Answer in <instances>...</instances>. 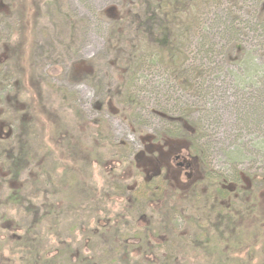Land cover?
Segmentation results:
<instances>
[{
    "label": "rangeland",
    "instance_id": "374dc122",
    "mask_svg": "<svg viewBox=\"0 0 264 264\" xmlns=\"http://www.w3.org/2000/svg\"><path fill=\"white\" fill-rule=\"evenodd\" d=\"M168 1L177 10L150 22ZM213 1L0 0V214L16 226L7 231L44 218L50 256L62 241L93 264H207L194 241L217 225L222 264L250 246V262L264 261V0ZM233 17L241 28L226 36ZM162 38L188 57L180 70L144 63ZM177 129L200 136L199 149ZM19 142L27 155L14 176ZM77 176L86 194L73 190ZM145 184L156 197L123 201ZM11 190L20 200L4 206ZM6 247L0 264L12 258Z\"/></svg>",
    "mask_w": 264,
    "mask_h": 264
},
{
    "label": "trees",
    "instance_id": "16d2710c",
    "mask_svg": "<svg viewBox=\"0 0 264 264\" xmlns=\"http://www.w3.org/2000/svg\"><path fill=\"white\" fill-rule=\"evenodd\" d=\"M214 1L217 2V5L221 6L222 0H214ZM244 1L245 0H233V3L234 4H237V3L242 4V3H244ZM169 3H172V5ZM173 3H177V1H175V2L168 1L167 5H164L162 3L159 4L156 8V12L155 13L152 12L151 16L148 17L149 21L151 22V21L155 20V18L157 16V12H158V14H161V15H167L166 12L162 10V7L167 8L166 10H168L169 12L176 11L177 7H176V5H173ZM257 5H258V0H257ZM261 12H262V9H260L259 11L257 9V15H261ZM260 17L261 16H256L255 18H256V20H258ZM219 19L221 20V17ZM242 22L243 21L240 20V22L238 23L237 17H233L231 19V21L229 20L228 23H226V26H224L222 33L225 34L226 36L234 37L236 34H238V32H239L238 28H241L239 26V24H241ZM22 33H23V30H22L21 34ZM12 46L14 47L15 51L17 52L16 55L19 57L20 49L18 48V46L16 47V45H12ZM198 50L201 52L202 56L206 57L205 59H207L209 64H210L211 61H209V59H210L209 57L212 55L213 51L209 50V49H205L204 46H203V49H198ZM146 51H147V54L145 56L144 63L148 62L149 65H151V66H155V64H157V63L158 64L165 63V64H168V66H172L175 70H180L184 66V64L186 62H188V57L183 54V52L181 51L180 48L175 47V44H173V42L169 41L168 39L166 40V39L162 38V41L161 40L157 41L156 47L154 46L151 50H146ZM149 51L151 52L150 54L148 53ZM133 61L134 60H131V62H133ZM178 61H180V63H177ZM211 64H212V62H211ZM203 69H204V67H203ZM127 72L131 75V78H129V81L127 83V85H129V84L135 82L136 80H134L135 77H132L133 72L131 71V68L129 66H128ZM24 73H25V70H24ZM194 80L200 81L201 80L200 76L198 75V77H194ZM135 104H136V101H135ZM196 125L197 124H195V126ZM177 131H178V133L174 134V135L175 136L178 135L177 137L184 138L185 140L190 141L192 143L191 144L192 148L194 149L195 147H194L193 141L195 139L199 138L200 136L194 137V139H193V136L190 137L191 130H189V129H182V130L177 129ZM166 136H170V133L168 135L166 134ZM200 140L201 139L199 138L195 142H198ZM21 143L22 142H19V155H18V157L13 158L10 161V168H11L12 174L14 176H17L18 172L21 170V165H22L23 161L25 160L24 157H25V155H27V154H24L26 147L21 146ZM196 149H199V148H195L194 150H196ZM197 155H199L198 151H197ZM204 175L206 177L207 182L210 181V182L214 183L212 185H214V188L216 190L218 188L217 183L220 184L219 179H213V178L209 177L206 172L204 173ZM75 178H77L78 181H75L73 190L76 191L80 195L86 194L88 192L87 191L88 190L87 183L82 178H80L79 176H77ZM233 184L238 188L241 186L242 183L240 181L236 180L235 182H233ZM211 187H213V186H211ZM252 191L253 190L251 188L249 190H245L244 197H246V196H249V197L252 196L253 197L254 192H252ZM18 192H19V190H15V191L11 190V194L7 196L3 205L5 206L7 204H12V205L18 204V202L20 200V194ZM148 192H150L154 197L157 196L156 195L157 192L155 193L154 190L153 191L151 190L150 185L146 186V184H145L143 186L142 192L130 193L128 198H125L123 201L124 202L126 201L129 205L130 204L134 205L137 202L139 203V201L145 197L143 195V193L146 194ZM256 198H257V196H255L253 198V201H254V202H252L253 204H250L252 207H254V209L257 207L256 203H255V201H257ZM245 207L248 210H251L250 206L246 205ZM225 210L228 211V208ZM50 213L51 212L49 210L47 215L49 216ZM5 217H6L5 214H0V230L4 231V229H5V231H7L8 228L16 229V226H13V224L7 219V217L6 218ZM42 221H44V218L38 219L32 228L24 229V231L20 235L13 234V233H11V231L6 232L8 237L6 238V240L0 241V250L2 247L7 246L6 249L8 250L9 254L12 256V258L8 260V264H71V259L73 258V256L78 258L77 263L93 264V262H92L93 260L90 258V256H88V255L83 256V255L75 252L73 247H71L70 245H66L65 248H62V246H61V245H63L62 241L56 242L57 246L55 248V254L53 256H50L48 253H46L43 250L44 238L42 237V235H43V232L41 230L42 228H39ZM224 222L228 225L231 223L228 216L224 217L222 219H219V224L224 223ZM211 228L214 229L215 234H217V232L219 234H217V236L212 235V234L208 235V237H207L208 240L206 239L204 234H200L201 238L197 237V239H196L197 242L194 241V243L198 244V241L200 239L201 242L198 244V246H199V249L202 251V253L205 255V257L207 256V258H209L207 264H222L223 257L224 256L228 257V256L226 254H224L223 252H221V250H220V245L223 244V242L221 241V239L217 238L218 235L221 236L218 226L217 225L212 226ZM222 240H223V238H222ZM224 240L223 241L226 243L228 238L224 237ZM253 248H251V246H250V248H248L249 252H247V255L246 254L244 255L246 257L243 258L242 260H240L239 262H237V264H252L250 262L251 260L256 261L257 257H259V256H257V257L254 256L256 252L253 250ZM63 249H64V252H63ZM261 262H262V264H264V261H262V257H261Z\"/></svg>",
    "mask_w": 264,
    "mask_h": 264
},
{
    "label": "flooded vegetation",
    "instance_id": "af4514ba",
    "mask_svg": "<svg viewBox=\"0 0 264 264\" xmlns=\"http://www.w3.org/2000/svg\"><path fill=\"white\" fill-rule=\"evenodd\" d=\"M179 159H180L179 156H175V157H174V161H178ZM178 166H179V167H183L184 164H183V163H178ZM186 167H188V165H187Z\"/></svg>",
    "mask_w": 264,
    "mask_h": 264
}]
</instances>
